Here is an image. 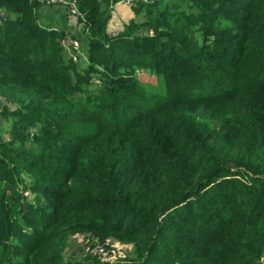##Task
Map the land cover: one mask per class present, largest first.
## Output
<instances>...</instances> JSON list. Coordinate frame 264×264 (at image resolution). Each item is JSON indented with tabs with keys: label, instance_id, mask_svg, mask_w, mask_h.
Masks as SVG:
<instances>
[{
	"label": "trees",
	"instance_id": "16d2710c",
	"mask_svg": "<svg viewBox=\"0 0 264 264\" xmlns=\"http://www.w3.org/2000/svg\"><path fill=\"white\" fill-rule=\"evenodd\" d=\"M111 1L79 0L75 62L41 0H0V264H264V0L139 2L109 33ZM80 231L131 251L66 259Z\"/></svg>",
	"mask_w": 264,
	"mask_h": 264
},
{
	"label": "rangeland",
	"instance_id": "374dc122",
	"mask_svg": "<svg viewBox=\"0 0 264 264\" xmlns=\"http://www.w3.org/2000/svg\"><path fill=\"white\" fill-rule=\"evenodd\" d=\"M174 0H162L161 1V7H165V5L168 2H172ZM142 2L145 4H152L156 2H152V0H138L135 4L129 5L125 0H120L118 2L111 1L108 8L111 11L113 18H111L110 24L108 25V31L109 33L116 32L117 29H123L124 26L130 21L129 19H125L123 21V18H127V14H133L134 10L132 6L136 5L137 3ZM44 5V4H43ZM45 6V5H44ZM39 11V10H38ZM5 11H0V14L3 16H7L4 14ZM53 14V13H52ZM45 20L43 19V13L41 14L40 10V24H47L51 27L56 28H63L65 32L68 34V40L70 41H76L74 37H78L82 40V43L79 49H72L71 54H75L76 58L73 60L76 61H83L87 62L89 60V55L84 53L82 51V48L84 50L88 49V42L86 40L87 38V31L85 28L83 29V24L80 23V19L78 21L74 20V16H69L66 12L60 14H56L55 17ZM133 18H136V21H142V16L133 15ZM79 17V16H78ZM117 17V18H115ZM83 18V14L82 17ZM85 18V14H84ZM73 21V26L71 25ZM121 20V21H120ZM44 22V23H43ZM121 22H125L123 26H121ZM80 27L82 31L80 30ZM150 31L147 30L146 27H143L139 30V33H149ZM65 45H68V43H64ZM98 52V51H96ZM69 59V55L67 56ZM80 63V62H79ZM82 63V62H81ZM144 68L137 67L135 70V74L140 79L143 86L147 89L148 92H150L151 95H159L160 93H164L167 90V85L164 82L163 75L159 74L156 69H154L151 66H147V64H144ZM95 76H97L95 74ZM95 82V83H94ZM93 84L89 87V90L97 91L99 87V80L98 77H95ZM4 99V98H3ZM5 100V99H4ZM1 106L0 104V113H1ZM4 126V121L2 118H0V127ZM108 239L107 242H104V239H100L99 236L94 235L93 233L89 232H75L70 236L68 245L65 249V258L71 259V260H88L90 261V258H97L98 260H107V261H117L119 258L126 256L131 251V244H127V242L122 241L118 237H116L114 234L108 235L106 237ZM102 241V242H101ZM99 242L101 244L99 245ZM104 243V244H103Z\"/></svg>",
	"mask_w": 264,
	"mask_h": 264
},
{
	"label": "built area",
	"instance_id": "2783aa9c",
	"mask_svg": "<svg viewBox=\"0 0 264 264\" xmlns=\"http://www.w3.org/2000/svg\"><path fill=\"white\" fill-rule=\"evenodd\" d=\"M42 3L46 6H58L62 10H64L69 16L78 17L81 15L80 9H79V0H41ZM129 5L134 4L138 0H125ZM68 35L66 37L68 45H65V47L68 49V52L71 57L74 59L76 58L75 54L72 53V49H79L82 42L75 39L76 41H70L68 40ZM70 38V37H69ZM83 49V48H82Z\"/></svg>",
	"mask_w": 264,
	"mask_h": 264
},
{
	"label": "crops",
	"instance_id": "0c3cea01",
	"mask_svg": "<svg viewBox=\"0 0 264 264\" xmlns=\"http://www.w3.org/2000/svg\"><path fill=\"white\" fill-rule=\"evenodd\" d=\"M60 12H62V13H64L65 11L64 10H62L61 8H59L58 6H42V8H41V14L43 13V19H45V20H47L48 18L50 19L51 18V14H52V18L53 17H55L56 16V14H60ZM128 15V17L127 18H123V21H125V19H129V20H131L134 16V13L133 14H127ZM112 18H113V16H112ZM115 18H117V17H115ZM77 19V20H76ZM74 20H76V21H78V17H75V19ZM74 20H70V21H72L71 23V25L73 26V21ZM121 21V20H120ZM44 23V22H43ZM125 22H121V26H123V24H124ZM80 30L82 31V29H81V27H80ZM118 30H121V29H117V31ZM87 39V38H86Z\"/></svg>",
	"mask_w": 264,
	"mask_h": 264
}]
</instances>
